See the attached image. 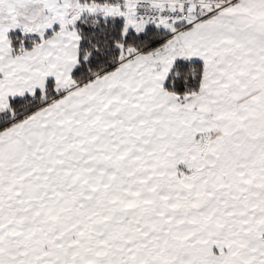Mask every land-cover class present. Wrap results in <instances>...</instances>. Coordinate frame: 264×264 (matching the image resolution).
Listing matches in <instances>:
<instances>
[{"label": "snow or ice", "instance_id": "snow-or-ice-1", "mask_svg": "<svg viewBox=\"0 0 264 264\" xmlns=\"http://www.w3.org/2000/svg\"><path fill=\"white\" fill-rule=\"evenodd\" d=\"M0 264H264V0H0Z\"/></svg>", "mask_w": 264, "mask_h": 264}]
</instances>
